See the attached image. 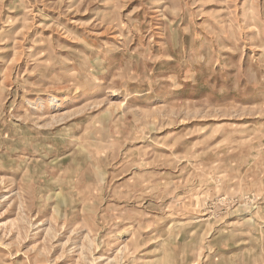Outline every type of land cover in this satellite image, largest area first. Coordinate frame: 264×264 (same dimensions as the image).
<instances>
[{
    "label": "rangeland",
    "instance_id": "1",
    "mask_svg": "<svg viewBox=\"0 0 264 264\" xmlns=\"http://www.w3.org/2000/svg\"><path fill=\"white\" fill-rule=\"evenodd\" d=\"M0 264H264V0H0Z\"/></svg>",
    "mask_w": 264,
    "mask_h": 264
}]
</instances>
